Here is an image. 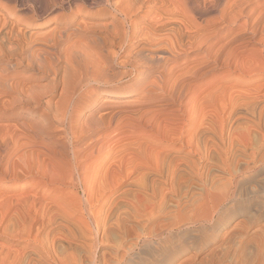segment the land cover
Wrapping results in <instances>:
<instances>
[{
	"label": "rangeland",
	"instance_id": "374dc122",
	"mask_svg": "<svg viewBox=\"0 0 264 264\" xmlns=\"http://www.w3.org/2000/svg\"><path fill=\"white\" fill-rule=\"evenodd\" d=\"M44 1H45V3H44ZM44 1H41V0H32V1L31 0H0V19H1L0 24L2 26V27H0V42L2 43V44L0 43V47H1L0 48V60H3L2 63H4V62L5 63H7V62L17 63L18 62L17 63L18 67L16 68V71L18 73L20 72V74L18 76V80H20V82L22 84L23 83L25 84V85H23V89L21 91L20 90L16 91L10 95H8V94L2 95V101L5 104H7L6 107L9 110H12V111L14 110L15 113L18 112V114H15V115L14 114H12V115L11 114L10 115L3 114L2 115V113H0V142H1L0 143L1 144L0 145L1 146V148H0L1 149L0 150V264H11V263L12 264H32L33 262H34V264H38V263L39 264H46V263L47 264H60L61 261L64 264H67L65 262H67L68 259H70V258H71L70 260H72L71 264H78L79 261H82L80 259H82L83 256H85V258L83 259V262L79 263V264H85V263L89 264L88 259L90 257L87 256L86 252H88L89 254H90V252L88 251V249H86L82 245L83 243L81 242V240H79V238H77L76 236L68 234V233L73 234L68 229H65V231L63 233V234H66V230L68 231L67 234L65 235L66 238H65V236H63V237L59 236V235H61L58 232L59 230H57L59 225H55L52 223V221L50 222V220H49L53 217L52 213H54V210L59 209L60 203L57 199L58 198L57 194L59 193V189H57L56 187L59 188L58 183L50 180L51 176H52L51 174H53V171L50 169L47 172L45 167H44V165H46L48 161L45 159H41V158H40L41 159V161H40V160H38L39 158L37 159V157H35L36 154H34L32 156L31 154L27 153L26 158H25V163L22 162V160L20 159V154H22V150L18 149L19 146H17V145H19V144L14 142L16 144L15 145L13 143V141H14V138L17 136L18 132L20 131V130H18V128L21 126V123L22 124L24 123L27 125L31 123V125H33L35 122V124L38 123L37 125L41 124L40 126H46L51 122L53 124H56L57 120L54 118V114L51 112L50 109H45L47 107L46 105L50 104L52 107H56L58 100H60V102H61V100L64 102L65 99H63V98H68L69 96L73 95V92L75 91V89L78 88L77 82L79 81L78 80L79 77L80 76L84 77L85 75L95 76V74H97L96 66H97V68L99 66V69H102L103 66H105L104 67V73H103L104 76H102L103 79H100L97 81L90 80V82H87V84L79 90L78 95H76V94L73 95L74 96L73 98L76 101L91 96L88 99L90 101L93 98H95L94 97L95 94L103 96L104 92H106V91L122 90L123 87H121V86L130 87L131 82H134L135 80L136 81L139 80L140 77L143 76L145 71H148L147 68L149 67V65L143 63L142 60L139 57H136L135 55H136L137 50L141 49V47L144 49L152 47L153 45L151 46V44H153V41H151V40H153V38L150 36V34L147 33L148 30H147L146 22L139 21L138 26H137V28H139V29H136L138 32L135 33V35H134L135 37L132 36L131 38H129L130 40L128 41V44L125 45V48H121V50H120L118 48L119 45H117V47L113 46L112 41H111L112 40L111 34H113L115 26L118 23L113 18L112 9L109 8L108 6H106L104 8L103 4H101V5L96 4L95 5L94 4L95 0H67V1L64 0L66 3H65V5H63L64 6L63 8H65L66 6L68 8L66 7L63 10V9H61V6L58 5L60 3L59 0L58 1L54 0L55 2L52 1V2L56 3V5L53 4L51 2V0H48V1L44 0ZM92 1H94V2H92ZM40 2H42V3L40 4ZM87 2H90V4L87 5ZM67 3H69V4L79 3V5H81V3H82V4H85L88 8H87V10H82V11L74 13V11L69 8ZM47 5H48V7H46ZM42 8L44 10H46V12H44V10ZM95 8H96V10H94ZM66 9H68V10H66ZM101 9H102V11L103 10L104 11L103 12L100 11ZM105 9H106V11H105ZM95 11L96 12L100 11V13H102V14L96 13ZM29 14L32 16H30ZM214 14H213V12L206 13L202 17H199L196 19V22L199 24V25L198 24L197 25H198L201 33L204 35H205V33H206V35L210 34L215 39L216 46L223 44V42L226 43L227 41H229L228 45L230 46V48L236 47V49L239 50L238 54L240 56L238 55V58H236V60H238V61H240L239 58H244L245 56H248L249 51L247 49L241 50L239 47V46H241L239 44V42L241 39L243 40V38L249 36V33L245 32V33L240 34L238 32V27H235L233 31H228L227 29H221L220 25L217 23V21H218V18L216 17L217 14H215V15ZM19 15H22V16H19ZM24 15H25V17H24ZM151 16H153V17H151V20H152V18H154L155 16L154 15H151ZM4 17L6 18V20ZM21 17H23L24 19L26 17L27 18L29 17L28 18L29 20L27 18H26L27 20L26 19L21 20ZM37 18H39V19H37ZM3 20H4V22H6L5 24H3L4 23ZM17 20H19V22L16 25L19 24V26L23 27V31H22L23 33L20 35L21 36L20 38H17V36L11 35L9 33L7 34L4 31L6 29V28H4L5 25H6V27L8 25L7 29L9 30L11 27H13L12 26L13 21L17 22ZM208 20H209V22H208ZM1 21H2V23H1ZM35 22L41 23L39 25V27H33L32 26L33 24H35ZM90 22H92V23H90ZM262 22H264V18L261 21V24H262ZM27 23H28V26L25 27V25ZM101 23L104 24L105 28H101V27H103V25ZM98 24H100V25H98ZM129 24H130V27H128L129 25H127V31H128V33H131L132 21H131V23L129 21ZM200 24H202V25H200ZM92 25H96V26H92ZM54 26H57L58 28H56ZM73 27H78L80 32L75 31L73 29ZM93 27H97V28H95V30H94ZM208 28H209V30H208ZM7 29H6V31H7ZM51 29H54L56 34ZM62 29H63V32L66 34L62 33V36L60 37L59 34L62 31ZM206 29H207V31H206ZM107 30L109 31V33ZM144 30H145V32H144ZM58 31H59V33H58ZM94 34H95V36H94ZM49 35L52 36V38L49 37ZM63 35H66V36H63ZM68 35H70V36H68ZM22 36L25 37V40H24V37H22ZM98 36L102 37L103 41L100 40ZM108 36L111 38H109ZM141 36H143V37H141ZM74 37H75V39H74ZM149 37H151L152 39ZM91 38H93V39H91ZM20 39L24 44V48L27 47L28 45H29L28 47H30V46L33 47V48L31 47V52L33 53L32 57L34 59L35 64L33 62L31 64L29 61L27 62V60H26L27 54L24 53V51L23 52L19 51L20 48L18 49V47H20V44H21V46L23 45L22 42L20 41ZM29 39H31V40H29ZM86 39H87V42H86ZM107 39L108 40L111 39L109 41H110V44H112V45H110V44L106 45ZM146 39H149V41H146ZM71 40H73L72 43H71ZM91 40L93 42L94 41L96 42L98 40L96 42L97 44H95V42H94V44H95L94 45L91 42ZM108 40H107V43H108ZM17 41H19V42H17ZM35 41H37V42H35ZM16 43H18L19 46ZM106 46H108V47H106ZM249 46H251V45H249ZM66 47H67V50H66ZM112 47H114V48H112ZM9 48H10V50H13V52H11L12 54L15 51L17 52V54L15 55V53H16L15 52L12 55L10 53ZM254 48H259V46L254 45ZM61 50L62 51L64 50L63 51L64 53ZM94 50H96V51H94ZM5 51H7V52H5ZM36 51H37V53H36ZM112 51H115V53ZM186 51L187 50H183L182 51L183 53L181 52L182 54L180 52H179L180 54L179 53L178 54L181 56V55L185 54ZM73 52H74V54H73ZM171 52L177 53V51H175V50H173ZM2 53H3V55H1ZM92 53H93V55H92ZM37 54L39 56H37ZM111 54H113V55H111ZM193 54H194L193 51H192V53H190V52L188 53L189 56H192ZM4 55H5V58H2V57H4ZM173 55H176V54H173ZM15 56H17V57L15 58ZM38 57H40V58H38ZM6 58H8V59H6ZM124 59L125 60L128 59V64L130 65V66L128 65V67L130 69H132L131 65L133 66L134 70L130 75H123L122 74V71L125 70V66L123 65V61H125ZM96 60L97 61L99 60V61L97 62ZM14 61H16V62H14ZM37 61L38 62L40 61V62L38 63ZM240 62H239V64H237V62H236V65H238L239 70H238V67H236V68L234 67L235 71L230 72L229 75H228V73H226L228 70L227 68L221 67L218 65L217 69L214 71V74H213L214 78L212 80V84L214 85L215 90L218 87L220 88L222 86L221 87L222 92L225 90L224 92L226 93V95H227V93H230L231 91H232V93L234 91H236V92H239L241 94L243 92H247L248 94H250V96H252L254 99H256L258 101L264 100V76H260L258 71H256V72L253 71L254 73H252L250 71L251 68H250V70L248 69L249 66H247V65L245 66L243 63L240 64ZM46 63H47V65H46ZM101 64H103V65H101ZM100 65L102 68H100ZM45 67H47V68H45ZM242 67H244V68H242ZM245 67H247V69H248V70L246 69L247 73H244ZM1 71H2V69L0 67V72ZM116 71L118 74H116ZM248 71H249V73H248ZM3 72L4 71H2L1 73H3ZM69 72H71V73H69ZM250 72H251V74H250ZM112 74H113V76H112ZM116 75L117 76L120 75V76L117 77ZM187 78H186V80L191 79V78H188V79ZM208 78L209 77L199 78V79H197V83L198 82L199 83L205 82L206 80H208ZM146 79H147V81L149 80L147 77H146ZM146 79L144 78V80H146ZM166 79L168 80V77H166ZM65 80H67V81H65ZM50 83H51V85H50ZM52 84H53V86H52ZM258 85H260L261 87H259ZM71 86L74 88H72ZM257 87H259V88H257ZM219 88L215 91V96H217L216 97L217 101L215 100V96H213L214 99L212 98L211 101H209L210 103H212V105L210 103H208V104L206 103L205 105H203V107H205L203 112L200 108L197 111V114L199 113L198 114L199 122H203L204 126L205 127L207 126L210 129V133L208 134V136L210 135L209 140L211 139L212 142L208 141L209 144L207 146H205V145H204V147L200 146V148H202V149L199 152H195L196 148L191 151L190 147L187 144L181 145V144L177 143L174 145V148H172L171 153L173 154L174 159H175L174 162L176 165V169L178 168L177 172H179V174L177 176H180V178L175 175L174 178H170L171 180L168 179L163 183L164 189H165L163 197H159L160 195L158 193H153L151 191H148L145 194V192H142L139 189V185L133 184L132 191H131L132 192V195H131L132 201L134 200V203L132 206V212L133 213H132V217H130V218L127 217V220L130 223L132 222L131 225H132V228H134L133 230L138 232V233L136 234V232H134L132 230L129 232V234H128L129 236H128L126 234L125 230L121 229V227L119 229L120 231L117 229L118 227H114L113 230H112V227L110 230L108 229L110 227H108L107 228L108 230L106 229L104 233L102 231L100 233V237H102L103 234L109 235V236H106L109 241H107V244L104 241L102 243V245L98 246V248L96 249L95 255H96V259H97L98 263L102 262V264H103L104 260L109 261V257H110L109 255H111V252H113L117 249L116 246L119 247L116 250L118 252V254L119 253L122 254L126 250V248L130 247V245H128L129 243L131 244L132 247L135 246L134 247L135 250L136 249L138 250V248L141 246V243H142V241L138 237L139 232L141 230V233L145 234L144 230L146 233L148 230V233H150V237L153 240L165 238L164 241L166 242V240H167V244L165 243L164 245H166V246L170 245L169 246L170 248L168 250V254L166 256L167 259L165 258L161 264H264V198H263V196H264V185H263V188H261V186H257L258 184H256V182L259 183V181H263V183H264V179H263L264 177L262 179H259L260 176L264 175V171H262V170H264V167L261 166V164H263V166H264V147H263L264 146V144H263L264 143V135H263L264 134V131H263L264 125H263V127L259 128V130H258L256 127L254 128L252 125H248V124H251V122H249V120H246V122L244 120L243 122L242 121L239 122L238 123L239 125L237 124V127L234 130L229 131L228 123H227L228 122V117H227L228 113L227 112H229V108H230V104L228 102H229V100L232 99V96H231V93L228 96H226L225 97L226 99H223L225 101V103H223V101H221L219 99L220 98L222 99V95L224 98L225 93L223 92L224 93L223 94L220 91L221 88L220 89ZM230 88H232L233 90ZM31 89H33V90H31ZM70 89H71V92H70ZM239 89L241 91H238ZM256 89H257V91H256ZM68 91H69V93H68ZM93 91H95V92H93ZM217 91H219V94H217L218 93ZM226 91H228V92H226ZM32 92H34V93H32ZM60 92H62V93H60ZM91 92L93 95L91 94ZM134 92H135L134 89L130 90V95H128V98H131L132 96H134ZM247 93H245V94H247ZM4 97H5V99H4ZM227 97H228V99H227ZM229 97H231V98H229ZM19 99L20 100L24 99V102L26 104L25 105L21 104ZM29 99H30V101L31 100L32 101L33 100L34 101L35 100H41L40 106L39 107H35V105L33 106L32 103H34V101L31 102V104H29V102H30V101H28ZM213 100H215V102ZM99 102L100 101H98V103ZM219 104L221 106L225 105L226 107H224V109H223V107L220 108L221 106H219ZM21 105L29 108L28 111H22ZM59 105H60V103H59ZM35 108H36L37 112H35V111L33 112V109L35 110ZM41 108H42V110H41ZM214 108L217 109V111ZM85 109H86V105H84L80 109V112L78 114L79 115L78 116V122L83 120ZM221 109H223L224 111L222 112ZM49 110H50V112H49ZM52 110H53V108H52ZM45 111L47 112V114L43 113ZM216 112H219V113H216ZM215 113H216V115H215ZM202 114L204 117L202 116ZM221 114H223V115H221ZM219 116H221V117H219ZM209 117L212 119H210ZM224 117H225V119H224ZM219 118H221V119L223 118V124L221 122H219L220 121ZM208 119H210V120H208ZM42 124H44V125H42ZM15 126H18V127H16L17 129L15 128ZM221 127H222V129H221ZM237 130H238V132H237ZM260 130H262L261 132H263V133H261ZM233 131H234V133H233ZM192 132L193 131H191V133ZM34 133L37 135L36 137L34 136L35 140H34V138H32V141L30 139V141L26 140V142L29 144L33 143L36 145L34 146L32 144V145H29V146L26 145V146L27 147L31 146L32 148L35 147L34 149H36V150H38L39 147L43 146V147H41L42 149L40 148V150L48 153L50 156H53V157L56 156L57 157L58 156V154H57L58 149H60V147H59V145H57L55 143V139H53V138L49 139L45 136V134H42V133H37V132H34ZM191 133L187 134V136H185L186 139L185 138L184 139L187 140L188 136H190ZM4 134H5V136H4ZM10 134H11V136H10ZM215 134L218 135V137L220 139H218V138L213 139L214 136H216ZM255 134H257V135H255ZM261 135L263 138L261 137ZM211 136H213V137H211ZM11 137H13V138H11ZM249 137H251V138H249ZM4 138H5V140H4ZM2 140L4 143L2 142ZM89 140L90 139H86L85 144H87V142H89ZM255 140L258 142H256ZM10 141H12V142L10 143ZM24 142H25V140H24ZM255 144H257V145H255ZM238 147H240V148H238ZM254 147L255 148L257 147V148L255 149ZM241 148H242V150H241ZM253 148H254V150H253ZM50 149H51V151H50ZM238 149H240V150H238ZM243 149H244V151H243ZM89 150H90L89 147H86V149L84 148L83 155L85 154V156H86L88 154ZM196 150L198 151V147ZM202 150H204V151H202ZM188 151H190V153ZM251 151H253V153ZM187 152H188V154H187ZM241 153H244V154L241 155ZM250 154H252L253 157ZM218 156H220V157H218ZM247 157L249 159H251L250 162L252 164L249 162V159ZM7 158H8V160H7ZM253 158H254V160H253ZM255 158H257L256 161H255ZM259 159L262 161H259ZM257 160H258V162H257ZM229 161L231 164H229ZM37 162H38V164H37ZM177 162L180 164H178ZM255 162H257L258 164L260 163V164L255 165L256 164ZM33 164H34V166H33ZM196 164H197V166H195ZM244 164L250 165L252 169L250 167H249V169L246 168L248 165L245 167ZM238 166H239V168H238ZM186 167H187V169H186ZM241 167H243V169ZM258 167L259 168L261 167V169H259ZM40 168H42V169H40ZM194 168H196V169H194ZM201 169L203 170L202 173H201ZM257 170H258V173H257ZM49 171H52V172H49ZM253 171H254V173H253ZM249 172H252V173L249 174ZM180 173L181 174L184 173V174L180 175ZM49 174H50V176H49ZM244 175H246V176H244ZM241 176H244V178ZM227 177H228V179H227ZM253 177L256 179H254ZM241 178H242L241 181L237 180V179H241ZM254 180H256V181H254ZM226 182H227V184H226ZM237 182H238V184H237ZM250 183H251V185H250ZM186 184H188V185H186ZM212 184H213V187L216 188V190L212 187ZM247 184L249 185L248 186L249 189L251 188L250 189L251 193L248 192L249 190L246 191V188H247L246 185ZM209 185L212 189H214L213 190L214 192L211 190ZM255 185H256V187H258V189L255 188ZM259 185H262V184L259 183ZM123 187H124V185L118 187L119 192H121L124 189ZM221 188H223V189H221ZM235 188H236V191H235ZM241 188L243 191V193L241 191L243 196L240 197L241 194H239V196H238V193H239L238 189H241ZM138 189L142 192V194L144 193V196L147 198H145L144 196L143 197L145 199L143 197H141L142 196L141 192ZM256 189L258 192L256 191ZM219 190L222 192H220ZM223 190H224V192H223ZM233 190H234V192L232 193ZM211 191L213 193H211ZM226 191L229 193L227 194ZM235 192H236V194H235ZM244 192L247 194L245 195ZM79 193H78V195L80 197H82L83 193H82L81 187H80ZM216 193H219V195ZM222 193L223 194L225 193L226 195H222L223 197H221ZM232 194H233V196H231ZM151 196H152V198H151ZM138 197H140L141 199L143 198L144 202L146 199H147V201L150 202L149 203L146 201V203H145L146 205L150 204L146 207V210L148 209V207L152 206L155 203L153 206L154 208L151 207L152 209L148 210L151 215L147 214V212L144 208V206H146L145 204L142 207V208H144V210L142 208L140 209L141 206L136 207V206H139L141 204L135 205L137 210H136V208L134 209V204H136V202L138 203V200H137ZM215 197H216V199H215ZM140 198H139V203L140 202L144 203L143 201L140 200ZM160 198H162V199H160ZM228 198H229V200H228ZM214 199L217 201L215 202ZM230 199H231V201H230ZM159 200H161V201H159ZM196 200H197V202H196ZM203 200L205 201V203ZM56 201H58V202H56ZM151 201H154L152 203V205H151ZM193 201H194V203H193ZM29 202H30V204H29ZM122 202H123V200H122ZM158 202H160V203H158ZM213 203L215 205H213ZM56 204H57V206H56ZM161 204H162V206H160ZM207 204H208V207H207ZM43 206H45V207H43ZM122 206L126 207L124 205H121L120 206L121 208L119 207V210L120 209L122 210V208H123ZM159 206L162 208L163 211H161V208ZM203 207L204 208L206 207L207 211H205L206 208L204 210ZM156 208H157V210H155ZM197 208L199 209V211ZM200 208L202 209V211ZM208 210H211V211H208ZM35 211H36V213H35ZM69 211L70 210H68L67 212H69ZM144 211L146 212V214H143V213H145ZM173 211H174V213H172ZM158 212H159V214H158ZM166 212H168V213H166ZM193 212H194V214H193ZM134 213H136V214H134ZM137 213H138V216L144 215L143 216L144 218H146L145 215L146 216L150 215V216H147L148 218L150 217L149 219L146 218V221H145L146 225H144L143 224L144 221H142V220H144V218L142 216H140L138 218ZM201 213H203V215H201ZM192 214H193V216H192ZM115 215L117 218V214L114 213V215L111 214L112 218L109 216V220L113 219V221H115V217H114ZM155 215H157V217ZM188 215H190V216H188ZM48 217H49V219H48ZM151 217H152V219H151ZM74 218H72L73 221H76V219L78 220L80 218V216L76 215V217H74ZM168 218L170 220L172 218L176 219V221L173 219H172L173 222H172V220L169 221ZM29 219L31 221H29ZM140 219H142V220H140ZM193 219H195V222ZM160 222H162V223L159 225ZM110 223H111V221H110ZM173 223H174V225H172ZM175 223H176V225H175ZM140 224H142V225L138 226ZM143 225H144V227H143ZM6 227L9 230L6 229ZM164 227H165V229H164ZM11 229H13V230H11ZM47 229H49V231ZM54 229H56L57 231H55ZM137 229H140V230H137ZM117 230H118V232H117ZM150 230H152V232H149ZM47 231L50 233L49 234L46 233ZM107 231H109L108 232L109 234L106 233ZM158 231H159L160 236L159 235L157 236ZM55 232H57V233H55ZM115 232H117L116 235H115ZM134 233L137 236H135ZM151 233H152V236H151ZM173 233H174V235H171ZM45 234L46 235L48 234V235L46 236ZM120 234H122V235H120ZM54 236H56V237H54ZM170 236H171V238H170ZM173 236L176 238H174ZM180 236L182 239L180 238ZM42 237H45V239H42ZM46 237L48 240L46 239ZM136 237H138L139 239L138 240L136 239V241H135L134 239ZM117 238L120 240V243H121V244L119 243V245H117V242H118ZM121 239H123V241ZM126 239L128 240V242H125ZM173 239H175V240H173ZM174 241L175 242L177 241L178 243H175ZM108 242H110V243L115 242V243H112L113 245L111 244L110 245L111 247H109L108 244H110V243H108ZM48 243H49V245H48ZM66 243L69 245H67ZM168 243H169V245H168ZM133 244H134V246H133ZM45 245H46V248H45ZM60 245H61V247H60ZM48 246H49V248H48ZM63 247H64V249H63ZM66 247H69V248H66ZM115 247H116V249H113ZM120 247H122V248H120ZM47 248H48V250H47ZM62 249H63V252L61 254ZM64 250H66V252L68 251L67 252L68 254ZM81 250L83 251V253L81 252ZM48 251H49V253H48ZM57 252L59 253L60 256H58ZM6 253H7V255H6ZM9 253H10V255H9ZM12 254L14 255V257ZM112 254H114V253H112ZM68 255L70 256V258H67ZM73 255H75V256H73ZM80 255L82 256V258ZM104 255H105V258L103 260ZM52 256H54L53 258L58 256V257H56V260H58V258L61 257L62 260L59 258V260L56 261L55 259L52 258ZM101 256H103V257H101ZM111 256L113 257V255H111ZM77 257H78V259H77ZM112 257H110V259ZM168 257H169V259H168ZM7 258H8V260H7ZM76 259H77V262L75 263ZM112 259H113V262H112V260H110L111 261V262H109L110 264L114 263V261H115L114 260L115 258H112ZM73 260H75V261H73ZM38 261H40V262H38ZM107 263L105 261V264H107ZM68 264H69V262H68Z\"/></svg>",
	"mask_w": 264,
	"mask_h": 264
},
{
	"label": "bare ground",
	"instance_id": "6f19581e",
	"mask_svg": "<svg viewBox=\"0 0 264 264\" xmlns=\"http://www.w3.org/2000/svg\"><path fill=\"white\" fill-rule=\"evenodd\" d=\"M41 1H44V0H41ZM52 1H54V0H51V2ZM59 1H60V3L59 4L57 3V4L60 5L61 9L64 10L67 7L66 6L65 8H63L64 7L63 5H65L66 2L64 0H62V1L59 0ZM54 2H52V3L56 5V3H54ZM92 2H94V1H92ZM41 3L42 2H40V4ZM44 3H45V1H44ZM67 4H68L69 8L74 11V13L82 11V10H87V8H88L85 4H82V3H81V5H79V3H76V4L67 3ZM88 4H90V2H87V5ZM94 4L95 5L96 4H100V5L103 4L104 8L106 6H108L109 8L112 9L113 18L115 19V21L118 24L115 26L113 34H111L112 40L111 39H109V40L112 41L113 46L117 47V45H119L118 48L120 50H121V48H125V45H127L128 41L130 40L129 38H131L132 36L135 35L136 32H138L136 30V29H139V28H137L138 22L139 21L146 22L147 30H148L147 33L150 34V36L153 38V40H151V41H153V44H151V46L152 45L153 46L150 48H147V49L146 48L144 49L141 47V49L137 50L135 56L139 57L143 63L149 65V67L147 68L148 71H145V73L143 72L144 74H143V76H141L142 78L140 77L139 80H137V81L135 80L134 82H131L130 87L121 86V87H123L122 90L106 91V92H104L103 96L95 94V96H94L95 98H93L90 101L88 99L91 96L76 101L73 98L74 97L73 95L74 94L78 95L79 90L83 86H85L87 84V82H90V80L97 81V80L103 79L102 76H104L103 73H104V67L105 66H103V68H102L101 65H103V64H101L100 68H102V69H99V66H98V68L96 66V71H97L98 75L97 74H95V76L85 75L84 77L80 76L78 79L79 81L77 82L78 88L75 89V91L73 92V95H71L69 97L67 96L68 98H63V99H65V101L63 102L61 100L62 103L60 102V100H58L57 101L58 103L56 102L57 103L56 107H52L50 104L46 105L47 107L45 109H50L51 112L54 114V118L57 120L56 124H53L52 122L51 123L48 122L49 123L48 125L40 126L41 125L40 123H39L40 125H37L38 123L35 124V122H34V124L31 125V123L29 122L30 124L27 125L24 123L22 124L20 122L21 126L18 128V130H20V131L18 132L17 136L14 138L13 143L14 142L18 143L19 145H17V146L20 147V148L18 147V149L22 150V154H20V159L22 160V162L25 163V158H26L27 153L31 154L32 156L34 154H36L35 157H37V159L39 158L38 160L41 161V159H45L48 161L47 164L44 165L46 171L48 172V170H50V169L53 171V174H51L52 176H51L50 180L58 183L59 188L58 187H56V188L59 189V193L57 194L58 195L57 199L60 203L59 204L60 206H59L58 210L55 209L54 213H52L53 217L52 218L50 217L51 219H49V217H48V219L50 220V222L52 221L53 224L60 226V227L58 226V229H57V230H59L58 232L61 234L59 236H61V237L65 236L68 231L66 230V234H63V233H64L65 229H68L70 232L73 233V234H71V233H68V234L76 236L77 238H79V240H81V242L83 243L82 245L86 249H88V251L90 252V254H89L88 252L85 251L87 253V256L90 257L88 259V263L89 264H102V262H100V263L97 262L95 252H96V249L98 248V246H101L104 241L106 242V244H107V241H109L108 238L106 237L109 235L103 234L105 232V230L108 227H110V228H108L109 230L111 229V227H112V230L114 227H118L117 229L119 230L121 227V229H124L126 234L128 235L129 232L134 229V228H132V225H131L132 222L130 223L127 220V217L128 218L132 217V213H133L132 212V206H133L134 200L132 201V197H131V195H132L131 191H132L133 184L139 185V189L142 192H145V194L148 191H151L153 193H158L160 195L159 197H163V194L165 192L163 183L166 180H168L170 178H174L175 175L177 176L179 174V172H177L178 168L176 169V165L174 162L175 161L174 156L171 153L172 148H174V145L177 143H179L181 145L187 144L190 147L191 151L194 150L195 148L197 149V147H198V151L195 149V152H199L202 149V148H200V146H203V147H204V145L207 146L209 144L208 141H211V139L209 140L210 135L208 136V134L210 133V129L207 126L205 127L203 122H199V117H198L199 113L197 114V111L200 108L203 112L205 109V107H203V105H205L206 103L207 104L210 103L209 101H211L212 98L214 99L213 96H215V91L219 87L215 90V87L212 84V80L214 78L213 77L214 71L217 69L218 65L221 67L227 68L228 70L226 73H228V75H229L230 72L235 71L234 67L235 68L238 67V65H236V62H237V64H239V62L241 61L240 64L243 63L245 66L246 65L249 66L248 69L250 70V68H251L250 71L252 73L258 71L260 76H264V22H262V24H261V21L264 18V0H95ZM46 7H48V5ZM66 10H68V9H66ZM94 10H96V8ZM100 11H102V9ZM100 11L99 12L95 11V12L100 13ZM105 11H106V9H105ZM44 12H46V10H44ZM210 12H213V14L214 13L217 14V16H216L218 18L217 23L220 25L221 29H227L228 31H233L235 27H238V32L240 34L245 33V32L249 33V36L243 38V40L242 39L240 40L239 44L241 46L238 45L241 50L247 49L249 51L248 56L244 55L245 57L239 58L240 61H238V60H236V58H238V55H239L238 51L239 50H237L236 47L230 48V46L228 45L229 41H227L226 43L223 42V44L216 46V44H215L216 41L210 34L206 35V33H205V35H204L201 33V31L199 30V27H198L199 24L196 22V19L199 17H202L206 13H210ZM100 14H102V13H100ZM22 15H19V16H22ZM151 15L155 16L154 18H152V20H151V17H153V16H151ZM30 16H32V15H30ZM24 17H25V15H24ZM22 19L25 20L23 17H21V20ZM37 19H39V18H37ZM5 20H6V18H5ZM129 21H130V23L132 21L131 33H128V31H127V25H129L128 27H130ZM3 22H4V20H3ZM18 22H19V20H17V22L13 21V23H12L13 27H11L9 30L7 29L8 25H7V27H6V25H5V27L3 26L4 28L7 29V31H6V29L4 31L7 34L9 33L11 35L17 36V38H20L21 37L20 35L23 33L22 32L23 27L19 26V24L16 25ZM208 22H209V20H208ZM1 23H2V21H1ZM5 23L6 22H4L3 24H5ZM90 23H92V22H90ZM40 24L41 23H39V22H35V24H33L32 26L33 27H39ZM98 25H100V24H98ZM102 25H103V27H101V28H105L104 24H102ZM200 25H202V24H200ZM27 26H28V23L25 25V27H27ZM92 26H96V25H92ZM0 27H2L1 24H0ZM54 27L58 28L57 26H54ZM93 28L95 30V28H97V27H93ZM54 29H51V30L54 31ZM73 29L77 32H80L78 27H73ZM145 30H144V32H145ZM208 30H209V28H208ZM206 31H207V29H206ZM58 33H59V31H58ZM62 33L66 34L63 32V29H62V31L59 34L60 37L62 36ZM108 33H109V31H108ZM55 34H56V32H55ZM63 36H66V35H63ZM68 36H70V35H68ZM94 36H95V34H94ZM22 37H24V36H22ZM49 37L52 38V36H50V35H49ZM98 37L100 40L103 39L100 36H98ZM141 37H143V36H141ZM151 37H149V38H151ZM109 38H111V37H109ZM74 39H75V37H74ZM91 39H93V38H91ZM24 40H25V37H24ZM29 40H31V39H29ZM107 40H106V45L110 44V41L108 40V43H107ZM20 41H21V39H20ZM72 41L73 40H71V43H72ZM146 41H149V39H146ZM17 42H19V41H17ZM35 42H37V41H35ZM86 42H87V39H86ZM91 42L94 44L95 41L93 42L91 40ZM96 42H95V44H97ZM16 44H18V43H16ZM22 44H23V42H22ZM112 44H110V45H112ZM249 45H251V46H249ZM254 45H258L259 48H254ZM18 46H19V44H18ZM28 46L24 48V44L22 46L20 44V47H18V49L20 48L19 49L20 52L24 51V53L27 54L26 60H27V62L29 61L31 64L32 62L34 63V59L32 57L33 53L31 52L32 46H30V47H28ZM106 47H108V46H106ZM112 48H114V47H112ZM9 50H10V48H9ZM66 50H67V47H66ZM173 50L177 51V53L171 52ZM183 50H187V51L185 54L180 56L179 54ZM94 51H96V50H94ZM192 51L194 54L192 56H189L188 53L189 52L192 53ZM5 52H7V51H5ZM11 52H13V50H10V53ZM112 52L115 53V51H112ZM3 53L1 55H3ZM36 53H37V51H36ZM172 53L176 54V55H173ZM16 54H17V52L15 53V55ZM73 54H74V52H73ZM113 54H111V55H113ZM5 55H4V57H2V56L1 57L5 58ZM92 55H93V53H92ZM17 56H15V58ZM37 56H39V55L37 54ZM8 58H6V59H8ZM38 58H40V57H38ZM2 61L3 60H0V67H1L2 71H4V72L3 73H1L2 71L0 72V113H2V115L3 114H5V115L14 114L15 115V114H18V112L15 113L14 110L13 111L9 110L6 107L7 104H5L2 101V95H4V94L10 95L16 91H19V90L21 91L23 89V85H25V84L24 83L22 84L20 82V80H18V76L20 74V72L18 73L16 71V68L18 67V65H17L18 62L17 63H13V62L2 63ZM14 62H16V61H14ZM46 65H47V63H46ZM123 65L125 66V70L122 71V74L123 75H130L134 69H133L132 65H131L132 69H130L128 67V65H129L128 59L123 61ZM45 68H47V67H45ZM242 68H244V67H242ZM246 69H247V67H245L244 73H247L248 69L247 70ZM238 70H239V67H238ZM71 72H69V73H71ZM251 72H250V74H251ZM248 73H249V71H248ZM116 74H118L117 71H116ZM112 76H113V74H112ZM119 76L120 75H118L117 77H119ZM146 77L149 79L148 81H147ZM166 77H168V80L166 79ZM187 77L191 78V79L186 80ZM204 77H209V78L205 82H202V83L198 82L197 83V79L204 78ZM144 78L146 80H144ZM65 81H67V80H65ZM50 85H51V83H50ZM260 85H258V86L261 87ZM52 86H53V84H52ZM259 87H257V88H259ZM72 88H74V87H72ZM132 89L135 90L134 96H132L131 98H128V95H130V90H132ZM230 89H232V88H230ZM31 90H33V89H31ZM220 91L222 92V88ZM238 91H241V90L239 89ZM256 91H257V89H256ZM70 92H71V89H70ZM93 92H95V91H93ZM217 92H218L217 94H219V91H217ZM226 92H228V91H226ZM32 93H34V92H32ZM60 93H62V92H60ZM68 93H69V91H68ZM230 93H231L232 99L229 100V102H228L230 104V108H229V112H227L228 113L227 114L228 115L227 116L228 117L227 123H228L229 131L234 130L237 127V124L241 121L243 122L244 120H245V122H246V120H249V122H251V124H248V125H252L254 128L256 127L258 130H259V128L263 127V125H264V100L258 101L256 99H254L252 96H250V94H248L247 92H243L241 94V93L236 92V91H234L232 93V91H231ZM230 93H227V95L225 93L224 98L222 95V99L221 98L220 99L218 98V99L223 101V103H225V101L223 99H226L225 97L228 96ZM245 93H247V94H245ZM91 94H92V92H91ZM216 97L217 96H215V100H216ZM229 98H231V97H229ZM4 99H5V97H4ZM227 99H228V97H227ZM215 100H213V101L215 102ZM19 101L21 102V104H24V105L26 104L24 102V99H22V100L19 99ZM28 101H30V99ZM33 101L31 100L29 102V104H31V102H33ZM98 101H100V102L98 103ZM59 103H60V105H59ZM32 104H33V106L35 105V107H39L41 104V100H35L34 103H32ZM210 104L212 105V103H210ZM84 105H86V109L84 110L85 112H84L83 120L78 122V116H79L78 114L80 112V109ZM21 106H22V111H28L29 108H27L23 105H21ZM219 106H221V105L219 104ZM222 107L224 109V107H226V106L223 105L220 108H222ZM52 108H53V110H52ZM223 109H221L222 112L224 111ZM41 110H42V108H41ZM50 110H49V112H50ZM215 110L217 111V109H215ZM34 111L37 112L36 108H35V110L33 109V112ZM43 113L47 114L46 111ZM216 113H219V112H216ZM216 113H215V115H216ZM203 114H202V116H203ZM221 115H223V114H221ZM219 117H221V116H219ZM210 119H212V118H210ZM210 119H208V120H210ZM219 119H220V121L219 120L218 121L223 124V118L222 119L219 118ZM224 119H225V117H224ZM42 125H44V124H42ZM18 126H15V128ZM221 129H222V127H221ZM191 131H193V132L191 133ZM261 131L262 130H260V132ZM34 132L45 134V136L49 139H52V138L55 139V143L57 145H59V147H60V149H58V153H57L58 156L57 157L56 156H54V157L50 156L48 153L40 150V148L43 146H41L39 148L37 147L38 150H36V149H34L35 148L34 146L36 144H33V143L29 144L26 142V140L30 141V139L32 141V138H34V136L35 137L37 136ZM237 132H238V130H237ZM189 133H191V135L188 136L187 140H185L186 139L185 136H187V134H189ZM233 133H234V131H233ZM261 133H263V132H261ZM255 135H257V134H255ZM4 136H5V134H4ZM10 136H11V134H10ZM213 136H211V137H213ZM261 137H262V135H261ZM11 138H13V137H11ZM215 138L220 139L218 137V135L214 136L213 139H215ZM249 138H251V137H249ZM86 139H90L89 142H87V144H85ZM4 140H5V138H4ZM24 140H25V142H24ZM34 140H35V138H34ZM2 142H3V140H2ZM11 142L12 141H10V143ZM256 142H258V141H256ZM32 144L34 145L33 146L34 148H32L31 146H30L31 148L26 146V145L29 146ZM255 145H257V144H255ZM86 147H89L90 150H89L88 154L85 156V154L83 155V152H84L83 150H84V148L86 149ZM0 148H1V146H0ZM238 148H240V147H238ZM254 148H253V150H254ZM238 150H240V149H238ZM241 150H242V148H241ZM50 151H51V149H50ZM202 151H204V150H202ZM243 151H244V149H243ZM188 152L190 153V151H188ZM188 152H187V154H188ZM251 152L253 153V151H251ZM242 154H244V153H241V155ZM250 155L252 156V154H250ZM218 157H220V156H218ZM256 159L257 158H255V161H256ZM7 160H8V158H7ZM253 160H254V158H253ZM250 161H251V159H249V162ZM259 161H262V160L259 159ZM257 162H258V160H257ZM257 162H255L256 163L255 165L260 164V163L258 164ZM37 164H38V162H37ZM178 164H180V163H178ZM229 164H231L230 161H229ZM247 165H245V167ZM33 166H34V164H33ZM195 166H197V164ZM261 166L264 167L263 164H261ZM249 167L251 168L250 165H248L246 168L249 169ZM238 168H239V166H238ZM241 168L243 169V167H241ZM40 169H42V168H40ZM186 169H187V167H186ZM194 169H196V168H194ZM259 169H261V167ZM52 171H49V172H52ZM202 171L203 170L201 169V173H202ZM262 171H264V170H262ZM184 173H182V174H184ZM250 173H252V172H249V174ZM253 173H254V171H253ZM257 173H258V170H257ZM182 174L180 173V175H182ZM49 176H50V174H49ZM244 176H246V175H244ZM244 176H241V177L244 178ZM177 177L180 178V176H177ZM263 177H264V175H262V176H260V178L259 177L258 178L262 179ZM227 179H228V177H227ZM254 179H256V178H254ZM237 180L241 181L242 178L237 179ZM254 181H256V180H254ZM259 183L262 185H259ZM259 183L256 182V184H258L257 186H261V188H263V185H264L263 181H259ZM226 184H227V182H226ZM237 184H238V182H237ZM122 185H124V187H123L124 189L122 188L123 190L121 189L122 191L119 192L118 187L122 186ZM186 185H188V184H186ZM250 185H251V183H250ZM246 186L248 188L247 189L245 187L246 191L249 190L248 192H250L251 188L249 189L248 184ZM80 187H81V190L83 193L82 197H80L78 195V193L80 191ZM209 187H210V185H209ZM212 187H213V184H212ZM236 188H235V191H236ZM255 188L258 189V187H256V185H255ZM214 189L216 190V188H214ZM214 189L211 188L212 191ZM221 189H223V188H221ZM257 189H256V191H257ZM238 190H239L238 196H239V194H241L240 197L243 196L242 195V193H243L242 188L238 189ZM212 191H211V193L214 192V191L213 192ZM241 191H242V193H241ZM142 192H141V195H142L141 197L144 196V193L142 194ZM220 192H222V191H220ZM223 192H224V190H223ZM233 192H234V190L232 191V193ZM228 193L229 192H227V194ZM216 194L219 195V193H216ZM235 194H236V192H235ZM246 194L247 193H245V195ZM222 195H226V194L222 193L221 197H223ZM231 196H233V194ZM139 198L140 197H138V199H137L138 203L136 202V204H134V209L136 207H140V206H141L140 207V209H141L147 201V199H146L144 202V199L147 197H145L144 199L142 198L143 200L140 198V200L143 201L144 203H141V202L139 203ZM151 198H152V196H151ZM263 198H264V196H263ZM160 199H162V198H160ZM215 199H216V197H215ZM122 200H123V202H122ZM228 200H229V198H228ZM58 201H56V202H58ZM159 201H161V200H159ZM205 201H204V203H205ZM216 201L217 200H215V202ZM230 201H231V199H230ZM147 202H149V201H147ZM153 202L154 201H151V205ZM196 202H197V200H196ZM158 203H160V202H158ZM193 203H194V201H193ZM29 204H30V202H29ZM139 204H141V205H139ZM154 204L152 206L148 207L147 210H146V207L150 204H148V205L145 204L146 206H144V208H145L147 214H150L148 210H151L152 208H154L153 207ZM162 204L160 206H162ZM121 205H124L126 207L122 206L123 207L122 210L121 209L119 210V207ZM135 205H139V206L135 207ZM213 205H215V204L213 203ZM56 206H57V204H56ZM43 207H45V206H43ZM207 207H208V204H207ZM144 208H142V209L144 210ZM205 208L203 207L204 210H205ZM68 210H70V211L67 212ZM136 210H137V208H136ZM155 210H157V208ZM36 211H35V213H36ZM161 211H163L162 208H161ZM198 211H199V209H198ZM201 211H202V209H201ZM205 211H207V208ZM208 211H211V210H208ZM146 212L143 214H146ZM159 212H158V214H159ZM114 213L117 214V218H116V215L114 216L115 221H113V219L109 220V216L112 218L111 214L114 215ZM166 213H168V212H166ZM172 213H174V211ZM134 214H136V213H134ZM193 214H194V212H193ZM193 214H192V216H193ZM76 215H79L80 218L78 220L76 219V221H73L72 218L76 217ZM150 215H147V216H150ZM157 215H155V216L157 217ZM201 215H203V213H201ZM137 216H138V213H137ZM140 216H142V215H140ZM140 216H138V218ZM147 216L145 215L146 218H148ZM188 216H190V215H188ZM146 218H144V220L140 219V220L144 221L143 222L144 225H146V222H145ZM30 219H29V221H31ZM151 219H152V217H151ZM171 220L169 219V221H171ZM173 220L176 221V219H173ZM173 220H172V222H173ZM193 220L195 222V219H193ZM110 221H111V223H110ZM161 223L162 222H160L159 225ZM141 225L142 224H140L138 226H141ZM144 225H143V227H144ZM172 225H174V223ZM175 225H176V223H175ZM6 229H8V228L6 227ZM164 229H165V227H164ZM11 230H13V229H11ZM47 230L49 231V229H47ZM54 230L57 231L56 229H54ZM118 230H117V232H118ZM137 230H140V229H137ZM48 231L46 233L49 234L50 232H48ZM102 231H103V233H102L103 235H102V237H100V233ZM108 232L109 231H107L106 233H108ZM117 232H115V235L117 234ZM134 232H136V231H134ZM149 232H152V230H150ZM55 233H57V232H55ZM137 233L138 232H136V234ZM144 233L145 234L141 233V230L139 232L138 237L140 238L142 243H141V246L138 248V250L137 249L135 250L134 244H133L134 247H132L130 243L128 244V245H130V247L126 248V250L122 254H120V253L118 254V252L116 251L119 248L118 246H116L117 249H116V247L113 248V249H116L115 251L111 252V255H113V257L111 255H109L110 257L115 258L114 259L115 261L112 264H161L168 254V250L170 248L169 243H168L169 246L164 245L165 243L167 244V240H166V242L164 241L165 238L153 240L150 237V233H148V230H147V233L144 230ZM174 233L171 235H174ZM120 235H122V234H120ZM134 235H135V233H134ZM158 235H159V231H158L157 236ZM56 236H54V237H56ZM135 236H137V235H135ZM151 236H152V233H151ZM138 237H136L134 240L135 241H136V239L138 240L139 239ZM65 238H66V236H65ZM170 238H171V236H170ZM174 238H176V237H174ZM180 238H181V236H180ZM42 239H45V237H42ZM46 239H47V237H46ZM121 240L123 241V239H121ZM173 240H175V239H173ZM125 242H128V240L126 239ZM108 243H110V242H108ZM112 243H115V242H111L110 244H108L109 247H111L110 245ZM119 243H120V240L118 239L117 245H119ZM175 243H178V242L176 241ZM48 245H49V243H48ZM67 245H69V244H67ZM60 247H61V245H60ZM45 248H46V245H45ZM48 248H49V246H48ZM48 248H47V250H48ZM66 248H69V247H66ZM120 248H122V247H120ZM63 249H64V247H63ZM63 249L61 251V254L63 252ZM64 251L66 252V250H64ZM81 252L83 253L82 250H81ZM48 253H49V251H48ZM112 253H114V254H112ZM6 255H7V253H6ZM9 255H10V253H9ZM58 256H60L59 253H58ZM58 256H56V257H58ZM73 256H75V255H73ZM13 257H14V255H13ZM53 257L54 256H52V258ZM56 257L53 259L56 260ZM101 257H103V256H101ZM110 257H109V261L104 260V258H105V255H104L103 264H105V261H106V263L108 262L107 264H110L109 263V262H111L110 260H112V262H113V259L112 258L110 259ZM8 258H7V260H8ZM59 258L61 259V257H59ZM59 258H58V260H59ZM67 258H70V256L68 255ZM81 258H82V256H81ZM84 258H85V256H83V258L80 259L82 261H79L78 264L82 263ZM70 259H68L67 262H65L66 260L64 262L67 264L69 262V264H71L72 260H70ZM77 259H78V257H77ZM77 259H76V261L75 260H73V261H75V263H76ZM168 259H169V257H168ZM58 260H56V261H58ZM38 262H40V261H38ZM61 263L64 264L62 261H61ZM32 264H34V262Z\"/></svg>",
	"mask_w": 264,
	"mask_h": 264
}]
</instances>
